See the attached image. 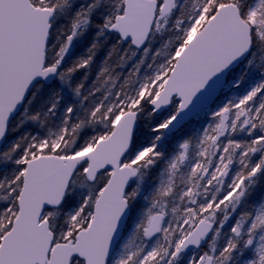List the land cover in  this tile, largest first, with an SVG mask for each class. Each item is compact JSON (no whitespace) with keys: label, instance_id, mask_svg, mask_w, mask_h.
<instances>
[{"label":"snow or ice","instance_id":"6c2138e0","mask_svg":"<svg viewBox=\"0 0 264 264\" xmlns=\"http://www.w3.org/2000/svg\"><path fill=\"white\" fill-rule=\"evenodd\" d=\"M0 264H264V0H0Z\"/></svg>","mask_w":264,"mask_h":264},{"label":"water","instance_id":"95a60500","mask_svg":"<svg viewBox=\"0 0 264 264\" xmlns=\"http://www.w3.org/2000/svg\"><path fill=\"white\" fill-rule=\"evenodd\" d=\"M119 243H120V241L118 240V241H117V245H119Z\"/></svg>","mask_w":264,"mask_h":264}]
</instances>
